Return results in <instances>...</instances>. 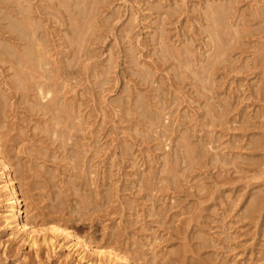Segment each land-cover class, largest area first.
<instances>
[{
	"label": "rangeland",
	"instance_id": "obj_1",
	"mask_svg": "<svg viewBox=\"0 0 264 264\" xmlns=\"http://www.w3.org/2000/svg\"><path fill=\"white\" fill-rule=\"evenodd\" d=\"M18 1L0 264H264V0Z\"/></svg>",
	"mask_w": 264,
	"mask_h": 264
},
{
	"label": "bare ground",
	"instance_id": "obj_2",
	"mask_svg": "<svg viewBox=\"0 0 264 264\" xmlns=\"http://www.w3.org/2000/svg\"><path fill=\"white\" fill-rule=\"evenodd\" d=\"M21 2L22 1H24V0H20ZM19 2V1H18ZM21 2H19L18 3V5L20 4V5H22L21 4ZM28 2V1H27ZM84 2H86V1H84ZM23 4H25L26 5V3H23ZM82 4V3H81ZM84 4V3H83ZM79 6V5H78ZM84 6V5H83ZM20 7H22V6H20ZM24 8V7H23ZM83 17V16H82ZM37 19V18H36ZM72 20V19H71ZM32 22V21H31ZM29 25H30V23H29ZM28 25V26H29ZM35 25V24H34ZM27 26V25H26ZM90 26V25H89ZM33 29V28H32ZM44 29V28H43ZM32 31V30H31ZM83 31V30H82ZM88 32L90 31L89 29L87 30ZM83 32H85V30L83 31ZM88 32L86 33V35L88 34ZM81 33V32H80ZM90 33V32H89ZM24 35V34H23ZM85 35V36H86ZM84 36V35H83ZM84 36V37H85ZM25 37V36H24ZM34 37V36H33ZM36 37V36H35ZM84 37H82L83 39H84ZM23 38V37H22ZM81 38V39H82ZM86 38V37H85ZM82 39V40H83ZM44 41H45V38H44ZM84 41V40H83ZM79 43H81V42H79ZM82 43H84V42H82ZM81 43V44H82ZM41 44V43H40ZM40 44H38V46L40 45ZM78 44V43H77ZM80 44V45H81ZM33 46H34V44H33ZM36 46H37V44H36ZM38 46H37V48H38ZM40 46H43V44L42 45H40ZM39 46V47H40ZM81 46H83V44L81 45ZM46 47V46H45ZM44 47V48H45ZM49 47V46H48ZM32 48V47H31ZM34 48H36V47H34ZM33 48V49H34ZM81 48V47H80ZM33 49H32V51H33ZM43 48L41 47V50H42ZM27 49H25V51H26ZM40 49L38 48V51H39ZM31 51V52H32ZM37 51V52H38ZM2 52V51H1ZM34 52V51H33ZM33 52L31 53V56H32V54H33ZM36 52V53H37ZM25 54V53H24ZM29 54V53H28ZM34 54H35V52H34ZM43 52L40 54L42 57H43V60H44V56H45V54H43ZM47 55H48V53H46ZM37 55V54H36ZM46 55V56H47ZM1 56V55H0ZM26 56V55H25ZM38 56V55H37ZM36 56V57H37ZM49 56V55H48ZM48 56L46 57V58H48ZM10 57V56H9ZM13 57V56H12ZM40 57V56H39ZM51 57V56H50ZM41 58V57H40ZM39 58V59H40ZM35 59V58H34ZM37 59V58H36ZM42 59V58H41ZM51 59V58H50ZM38 60V59H37ZM11 60H9V62H10ZM39 61V60H38ZM40 62V61H39ZM41 63V62H40ZM54 63V62H53ZM26 64V63H25ZM24 65V64H23ZM34 65H36V64H34ZM39 65V64H38ZM38 65H37V67H38ZM48 65V64H47ZM21 67H22V65H21ZM24 68H26L25 66H24ZM32 68V67H31ZM26 69H28V67L26 68ZM30 69V68H29ZM39 69V68H38ZM19 70H20V68H19ZM18 70V71H19ZM22 70V69H21ZM29 71V70H28ZM32 71V70H31ZM40 71V70H39ZM37 72V71H36ZM41 72V71H40ZM32 73V72H31ZM42 73V72H41ZM45 74V73H44ZM17 75V74H16ZM25 75V74H24ZM39 75V74H38ZM13 76V75H12ZM26 76V75H25ZM35 76H37V73L34 75V77H33V80H37L36 78H35ZM42 76V75H41ZM11 77V76H10ZM41 78V81H42V78L43 77H40ZM27 79V78H26ZM46 79V78H45ZM13 80V79H12ZM47 82V81H46ZM33 84V86L35 85L34 84V82H32ZM36 83V82H35ZM48 83L50 84V82L48 81ZM30 84H31V81H30ZM29 84V85H30ZM48 85V84H47ZM52 84H50V86H51ZM28 86V85H27ZM41 94V96H42V93H40ZM50 93H47V95H49ZM3 96V95H2ZM1 96V97H2ZM56 97H57V95H55ZM56 97H53V98H56ZM7 98V97H6ZM42 98V97H41ZM46 98V97H45ZM45 98H44V100H45ZM53 98H51L50 99V102L52 101V99ZM57 99V98H56ZM54 100V99H53ZM4 102H5V100H3ZM52 102H54V101H52ZM52 102L50 103V105L52 104ZM57 102V100H55V103ZM54 103V104H55ZM50 105H48V106H50ZM55 106V105H54ZM67 107V106H66ZM69 113V112H68ZM59 116V115H58ZM58 124V123H57ZM0 165H2V167H1V170L3 171V172H5V174H6V184H5V189H6V191L7 192H10L9 193V197H8V199H7V203H8V209H9V213H10V217H12L15 221H19V216H20V213H21V211H20V209L19 208H17V206L15 205L16 204V200H15V195H16V190H15V188H14V186H13V180H12V178L10 177V175L7 173L8 172V169H10V168H8V166L7 165H5V164H0ZM4 174V175H5ZM6 220H8V218H6ZM5 222H7V221H5ZM27 225L28 224H24V228L25 227H27ZM61 236V235H60ZM125 263L126 264H129L126 260H125Z\"/></svg>",
	"mask_w": 264,
	"mask_h": 264
}]
</instances>
